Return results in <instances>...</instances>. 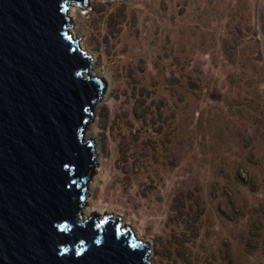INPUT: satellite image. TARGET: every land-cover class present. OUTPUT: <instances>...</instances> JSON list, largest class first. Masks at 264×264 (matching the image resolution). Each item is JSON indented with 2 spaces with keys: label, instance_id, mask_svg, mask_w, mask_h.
<instances>
[{
  "label": "rangeland",
  "instance_id": "1",
  "mask_svg": "<svg viewBox=\"0 0 264 264\" xmlns=\"http://www.w3.org/2000/svg\"><path fill=\"white\" fill-rule=\"evenodd\" d=\"M71 7L107 80L81 219L118 216L149 264H264V0Z\"/></svg>",
  "mask_w": 264,
  "mask_h": 264
},
{
  "label": "water",
  "instance_id": "2",
  "mask_svg": "<svg viewBox=\"0 0 264 264\" xmlns=\"http://www.w3.org/2000/svg\"><path fill=\"white\" fill-rule=\"evenodd\" d=\"M87 2L0 0V264H149L118 216L81 219L107 90L69 32Z\"/></svg>",
  "mask_w": 264,
  "mask_h": 264
},
{
  "label": "bare ground",
  "instance_id": "3",
  "mask_svg": "<svg viewBox=\"0 0 264 264\" xmlns=\"http://www.w3.org/2000/svg\"><path fill=\"white\" fill-rule=\"evenodd\" d=\"M72 6V4L70 5V9H69V12L71 13V12H73V8L71 7ZM180 12V11H179ZM183 18H184V15H182V16H177V20L178 21H182L183 20ZM177 30H181V26H178V28H177ZM70 32V31H69ZM71 34H72V36H73V33L72 32H70ZM74 37V36H73ZM89 64H90V66L92 65L91 63H90V61H89ZM105 94V93H104ZM105 95H103V97H104ZM99 103V102H98ZM97 103V104H98ZM96 104V105H97ZM96 105H95V107H96ZM97 126V119L94 117V119H93V123L90 125V130H89V133H88V136L89 137H92V136H94V130L97 128L96 127ZM95 153H96V158H95V162H96V165H98L99 164V155L97 154V147H96V149H95Z\"/></svg>",
  "mask_w": 264,
  "mask_h": 264
}]
</instances>
